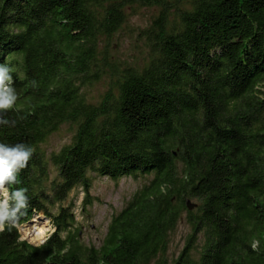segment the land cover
I'll return each instance as SVG.
<instances>
[{
    "label": "trees",
    "instance_id": "16d2710c",
    "mask_svg": "<svg viewBox=\"0 0 264 264\" xmlns=\"http://www.w3.org/2000/svg\"><path fill=\"white\" fill-rule=\"evenodd\" d=\"M136 5L159 10L147 63H111L101 42ZM4 62L18 93L8 118L24 119L0 142L34 148L10 186L29 189L21 227L43 216L54 232L39 246L0 233V264H264V0H0ZM105 78L93 105L86 89ZM64 126L70 144L48 155ZM142 177L101 246L82 244L71 194L91 206L98 179Z\"/></svg>",
    "mask_w": 264,
    "mask_h": 264
},
{
    "label": "rangeland",
    "instance_id": "374dc122",
    "mask_svg": "<svg viewBox=\"0 0 264 264\" xmlns=\"http://www.w3.org/2000/svg\"><path fill=\"white\" fill-rule=\"evenodd\" d=\"M158 15L159 10L157 8L136 5L135 8L128 10L127 24L113 37L102 40L101 51L109 47L107 56L111 59V63H126L134 65V67L145 65L149 51L144 40V33ZM108 88L109 80L105 78L86 89L85 97L91 104L96 105L105 96ZM73 135L74 128L64 126L50 138L44 150L48 155L58 153L63 147L70 144ZM151 181L152 177L127 178L120 181H112L106 178L98 179L93 183L90 190L91 206H84L85 194L83 192L74 191L66 205H74L76 228L81 230L80 240L82 244L86 247L99 248L106 238L112 218L118 216L135 194L149 185ZM189 205L195 210L198 203L189 201ZM19 232L23 237L22 240L34 246H39L53 234L54 230L49 221L44 219L43 216H39L34 218L31 223L20 227ZM39 234L44 238L43 242L39 241ZM189 235L190 228L184 219L171 238L168 255L170 261L179 258ZM33 238H36L37 242Z\"/></svg>",
    "mask_w": 264,
    "mask_h": 264
},
{
    "label": "clouds",
    "instance_id": "9594fccd",
    "mask_svg": "<svg viewBox=\"0 0 264 264\" xmlns=\"http://www.w3.org/2000/svg\"><path fill=\"white\" fill-rule=\"evenodd\" d=\"M7 62L0 63V126L14 128L18 119H9L8 111L15 108L18 93ZM34 83V82H33ZM34 148L27 143L0 142V233L19 230L29 208V189L10 186L20 184L19 174L28 167ZM23 239V237H21Z\"/></svg>",
    "mask_w": 264,
    "mask_h": 264
},
{
    "label": "bare ground",
    "instance_id": "6f19581e",
    "mask_svg": "<svg viewBox=\"0 0 264 264\" xmlns=\"http://www.w3.org/2000/svg\"><path fill=\"white\" fill-rule=\"evenodd\" d=\"M45 218V217H44ZM33 240L35 242H37L36 238H33ZM39 241L43 242L44 241V238L39 234Z\"/></svg>",
    "mask_w": 264,
    "mask_h": 264
},
{
    "label": "water",
    "instance_id": "95a60500",
    "mask_svg": "<svg viewBox=\"0 0 264 264\" xmlns=\"http://www.w3.org/2000/svg\"><path fill=\"white\" fill-rule=\"evenodd\" d=\"M191 209V208H190ZM192 210V209H191ZM42 244V243H41Z\"/></svg>",
    "mask_w": 264,
    "mask_h": 264
}]
</instances>
